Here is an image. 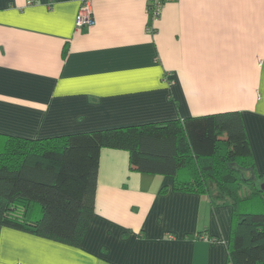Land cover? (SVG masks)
Wrapping results in <instances>:
<instances>
[{
  "label": "crops",
  "instance_id": "1",
  "mask_svg": "<svg viewBox=\"0 0 264 264\" xmlns=\"http://www.w3.org/2000/svg\"><path fill=\"white\" fill-rule=\"evenodd\" d=\"M0 0V132L46 137L240 113L264 178V0ZM101 148L79 245L0 225V264H231L230 202L172 187ZM165 185L166 189H161Z\"/></svg>",
  "mask_w": 264,
  "mask_h": 264
},
{
  "label": "trees",
  "instance_id": "2",
  "mask_svg": "<svg viewBox=\"0 0 264 264\" xmlns=\"http://www.w3.org/2000/svg\"><path fill=\"white\" fill-rule=\"evenodd\" d=\"M101 148L126 151L132 171L172 175L176 190L230 202L228 260L264 264V178L253 171L237 110L46 137L0 132V225L79 245L94 212Z\"/></svg>",
  "mask_w": 264,
  "mask_h": 264
},
{
  "label": "built area",
  "instance_id": "3",
  "mask_svg": "<svg viewBox=\"0 0 264 264\" xmlns=\"http://www.w3.org/2000/svg\"><path fill=\"white\" fill-rule=\"evenodd\" d=\"M167 0H147V8L151 20H155L161 13V8ZM93 22L92 5L90 0H81L79 9L76 13L75 25L82 27Z\"/></svg>",
  "mask_w": 264,
  "mask_h": 264
},
{
  "label": "rangeland",
  "instance_id": "4",
  "mask_svg": "<svg viewBox=\"0 0 264 264\" xmlns=\"http://www.w3.org/2000/svg\"><path fill=\"white\" fill-rule=\"evenodd\" d=\"M243 186H244V188H242L241 190L246 191L248 189L247 185L243 184ZM261 200H262V202H260L259 207L263 208L264 207V193H263V196H262Z\"/></svg>",
  "mask_w": 264,
  "mask_h": 264
}]
</instances>
